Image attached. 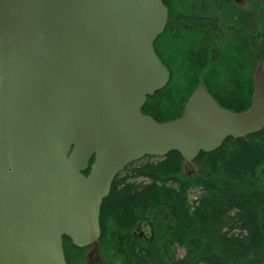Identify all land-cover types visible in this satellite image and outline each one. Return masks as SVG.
Listing matches in <instances>:
<instances>
[{
  "label": "water",
  "instance_id": "1",
  "mask_svg": "<svg viewBox=\"0 0 264 264\" xmlns=\"http://www.w3.org/2000/svg\"><path fill=\"white\" fill-rule=\"evenodd\" d=\"M167 18L162 0H0V264H67L65 237L96 252L127 166L178 152L191 168L264 130L262 71L247 111L199 86L175 120L142 112L171 80Z\"/></svg>",
  "mask_w": 264,
  "mask_h": 264
},
{
  "label": "trees",
  "instance_id": "2",
  "mask_svg": "<svg viewBox=\"0 0 264 264\" xmlns=\"http://www.w3.org/2000/svg\"><path fill=\"white\" fill-rule=\"evenodd\" d=\"M249 21V44L261 59L264 23ZM169 89L149 96L142 112L165 122ZM228 108L241 113L250 104ZM153 158L115 178L101 208L96 264H264V130L201 153L191 172L178 152ZM63 247L67 264H88L92 246L78 248L65 237Z\"/></svg>",
  "mask_w": 264,
  "mask_h": 264
},
{
  "label": "rangeland",
  "instance_id": "3",
  "mask_svg": "<svg viewBox=\"0 0 264 264\" xmlns=\"http://www.w3.org/2000/svg\"><path fill=\"white\" fill-rule=\"evenodd\" d=\"M163 1L169 7L170 19L156 47L171 71V81L162 120L180 117L189 96L199 86H204L222 105L250 104L257 74L264 72V56L257 59L249 44L254 29L249 19L258 16L264 23V4L243 0L232 5L222 0ZM185 12L194 18L207 14L220 22L205 34L187 25L186 17L182 16ZM231 17L235 19L234 27L230 25ZM259 29L264 30V25ZM198 168L197 163L186 169L191 172ZM96 258L94 250L89 252L87 260L90 263Z\"/></svg>",
  "mask_w": 264,
  "mask_h": 264
},
{
  "label": "flooded vegetation",
  "instance_id": "4",
  "mask_svg": "<svg viewBox=\"0 0 264 264\" xmlns=\"http://www.w3.org/2000/svg\"><path fill=\"white\" fill-rule=\"evenodd\" d=\"M163 1V0H162ZM223 2H224V4H226V5H232V3H234V2H237V1H241V0H222ZM243 1H259L260 3H262V4H264V0H243ZM163 3H164V5L166 6V8H167V10H168V18H167V25L169 24V19H170V10H169V7H168V5L163 1ZM187 12H188V10H187ZM187 12H185L186 14H184V15H182L183 17H186V19H187V22L186 23H188L187 25H192V26H194V27H197L198 29H200L201 30V32H205V34L206 33H208L211 29H213V28H215L216 26H217V24L220 22V20L219 19H215V18H213V17H211V16H209V15H207V14H204V15H202L201 17L199 16V17H197V18H194V17H191ZM166 28H167V26H166ZM166 28H165V30H166ZM165 32V31H164ZM210 33V32H209ZM204 34V35H205ZM161 36V35H160ZM159 36V37H160ZM159 37L157 38V40H156V42H155V49H156V52H157V54H158V51H157V47H156V45H157V41H158V39H159ZM158 56L160 57V55L158 54ZM161 58V57H160ZM162 60V59H161ZM163 61V60H162ZM164 63V62H163ZM165 64V63H164ZM171 72V71H170ZM171 81V80H170ZM170 84V83H169ZM168 84V85H169ZM193 93V92H192ZM210 93V92H209ZM211 94V93H210ZM212 95V94H211ZM213 96V95H212ZM190 97V96H189ZM214 97V96H213ZM215 98V97H214ZM216 99V98H215ZM217 100V99H216ZM219 103V102H218ZM223 108H225V109H228V110H230V111H232V109H230V108H228L229 107V105L228 106H225V105H222L221 103H219ZM250 105H251V103H250ZM185 106H186V104H185ZM185 106H184V109H183V113H184V110H185ZM183 113H182V115H183ZM181 115V116H182ZM180 116V117H181ZM179 118V117H178ZM177 119V118H176ZM162 120V119H161ZM173 120H175V119H173ZM232 139V138H231ZM201 154V153H200ZM194 164H196L195 162L194 163H192L191 164V167H192V165H193V167H194ZM185 166H186V164H185ZM93 250H94V248L93 247H91V249H90V251L89 252H93ZM89 252H88V254H89ZM96 253H97V258L95 259V261H93V263H90L88 260H87V263L88 264H96L97 263V261H99V259H98V250L96 251ZM88 254H87V258H88Z\"/></svg>",
  "mask_w": 264,
  "mask_h": 264
}]
</instances>
